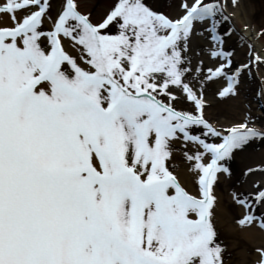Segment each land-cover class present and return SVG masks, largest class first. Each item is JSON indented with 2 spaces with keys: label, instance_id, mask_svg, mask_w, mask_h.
<instances>
[{
  "label": "snow or ice",
  "instance_id": "snow-or-ice-1",
  "mask_svg": "<svg viewBox=\"0 0 264 264\" xmlns=\"http://www.w3.org/2000/svg\"><path fill=\"white\" fill-rule=\"evenodd\" d=\"M223 8L0 0V264H224L215 185L264 128L250 113L223 130L204 116L205 88L237 96L248 67L224 46ZM197 31L212 66L188 55ZM176 151L196 191L169 164ZM232 198L241 226L264 229V183Z\"/></svg>",
  "mask_w": 264,
  "mask_h": 264
},
{
  "label": "bare ground",
  "instance_id": "bare-ground-1",
  "mask_svg": "<svg viewBox=\"0 0 264 264\" xmlns=\"http://www.w3.org/2000/svg\"><path fill=\"white\" fill-rule=\"evenodd\" d=\"M222 1L223 0H220L221 4L223 3ZM237 1L240 2L241 0ZM224 2L226 4H230L232 0H224ZM223 12L229 17V19H222L221 24H225L227 26L226 31L228 28L233 29V32L229 35V38L226 40L224 46L226 50L233 51L232 60L234 65L238 66L240 64H248V67L244 70L241 92L237 96H227L224 98L218 97L216 95V89L219 81L209 84L205 88L204 99L207 103L204 107V116L215 127H217L218 130H223L228 125L241 121L247 113H250L251 123L255 124L257 128H264V62L253 59V62L249 63L250 55L253 58L256 56L264 57V34L260 33V28L256 24H253V21L251 22V15L246 13L244 10H240V6L234 7L233 10L223 8ZM0 22H7V16L0 15ZM260 26H264V24H261ZM207 35L209 38L210 34L207 33ZM201 38L202 37L199 35L192 37L189 49L193 50L192 47L196 45V43H199L200 48L207 51L206 54H201L200 57L196 58L197 55L195 53H189L191 52L189 50L188 55L194 65L197 64L198 61L203 60L206 66H212L216 63V61L209 56V45L211 41L204 44L202 43ZM212 98H214L215 101L209 102ZM217 101L224 105H217ZM246 101L251 104L243 111L241 107L242 105H246ZM222 109L224 115L229 113V116H232L227 118H234L235 121L231 123L230 119H224L219 120L218 122L216 120V116L222 113ZM257 149L259 151L257 154L250 153L249 157L252 158V160L248 163V167L258 169L260 171L262 170L264 172V150H260V145ZM248 154L249 152L245 155ZM173 158L178 157L176 156ZM173 160L174 159L171 161L173 162ZM180 167L181 172H183L184 175H180L182 183L189 191H196L192 182V173L191 176H189L190 174L188 173L187 165L184 164ZM257 181H259L257 178L249 179L246 183L244 182L243 186H236L235 190L253 191L255 190V184ZM225 182L226 179L221 183H216L217 189L215 185V194L217 196V200L213 208V212L215 213H213L215 228L217 231L225 232L227 237H231L227 249H232L234 251V249L238 246L241 247L236 251L237 261H235V264H254L258 255L256 250L258 248H264V229H261L258 224L240 226L238 218L243 214L244 209L239 205H230L229 201L233 199L232 188L235 187V184L232 183V186L229 187V182L227 184ZM262 183H264V181ZM227 188L229 189L227 190ZM260 211H264V209L258 208L257 213ZM224 264L230 263L229 261H226Z\"/></svg>",
  "mask_w": 264,
  "mask_h": 264
},
{
  "label": "rangeland",
  "instance_id": "rangeland-1",
  "mask_svg": "<svg viewBox=\"0 0 264 264\" xmlns=\"http://www.w3.org/2000/svg\"><path fill=\"white\" fill-rule=\"evenodd\" d=\"M86 4L93 8L94 11V15L99 14V12L102 10V7L104 5V3L106 2V0H85ZM147 3H149L150 5L156 4L157 0H146ZM224 8H229L230 10L234 9V7L240 6V10H244L246 11V13H249L251 15V22L253 24H256L259 28H260V33L264 34V26H260L261 24H264V0H241L240 2H238L237 0H235V3L233 4V1L230 4H223ZM251 24V23H250ZM207 27V25H205V28ZM226 25L225 24H220L218 26V30L221 32H226ZM199 28V25H198ZM259 31V30H258ZM207 31L201 33L199 31H197L192 37L195 36H201L202 38V43H209L208 41H210V39L208 38L207 35ZM203 35V36H202ZM192 37L189 40V44L190 42H192ZM193 46V45H192ZM193 50L189 49L191 52L189 53H195L197 55L196 58L200 57V55H205L206 54V50H202L199 46V43H196V45H194ZM231 53H233V51L229 50ZM195 58V57H194ZM264 69V68H263ZM263 79V78H262ZM211 101H215L214 98H212L209 102ZM248 101H246V105H242V110L244 111L246 107H249L251 103H247ZM217 105L223 106L224 104L220 103L219 101H217L216 103ZM255 104V103H254ZM253 104V105H254ZM219 107V106H218ZM240 108V109H241ZM260 108V107H258ZM257 108V109H258ZM221 109V108H220ZM225 110V109H224ZM223 111V109L221 110V112ZM226 111V110H225ZM238 111V110H237ZM248 114V113H247ZM231 116V115H230ZM229 113L227 115H224V113H220L219 115L216 116V120L219 122V120H224V119H230V122L232 123L234 120V118H227L230 117ZM232 117V116H231ZM202 129L199 127H194L193 131L194 132H200ZM209 139H214V138H210ZM260 145V150H264V143L260 142V141H254L253 145L250 146L246 151L242 152V153H237L235 154L230 160H227L226 163L229 166V168L231 169V174H224L221 173V175L219 176V180L217 182L221 183L226 179V184L229 182V187L232 186V183H234L235 187L232 188L233 190L236 189V186H243L244 182L246 183L247 180L249 181V179H258L259 182H263L264 181V172L258 169H254L251 173H246L245 170L248 169V163L251 162L252 158L249 157L250 153H256L259 152L258 151V146ZM190 147V145H189ZM248 155H245L246 153H248ZM178 153V154H177ZM180 152L176 151L173 153V157H178V158H173V162L170 160L169 164L170 165H175L176 170L180 172L181 176L183 175V172H181V165L183 166L184 164L187 165L188 168V163L187 161L183 160L181 158V155L179 156ZM263 157V156H262ZM188 173L190 174L189 176H191V173L188 171ZM255 174V175H253ZM187 176V175H186ZM217 184H216V189H217ZM229 188H227L228 190ZM230 205H239L236 202H234V200H230L229 201ZM240 206V205H239ZM214 209H212L213 211ZM214 213V212H213ZM215 214V213H214ZM213 214V215H214ZM213 219V217H212ZM214 221V219H213ZM241 226V225H240ZM217 230V229H216ZM217 239L219 242H221L224 245V263L226 261H229L230 264H235V261H237V256H236V251L239 250L241 247L238 246L237 248L234 249V251L232 249H227L231 240V237H227L225 235V232H221V231H217Z\"/></svg>",
  "mask_w": 264,
  "mask_h": 264
}]
</instances>
